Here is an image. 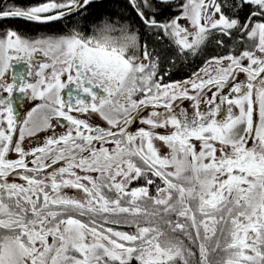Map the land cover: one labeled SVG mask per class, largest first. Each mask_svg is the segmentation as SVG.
I'll return each instance as SVG.
<instances>
[{
    "label": "snow or ice",
    "instance_id": "obj_1",
    "mask_svg": "<svg viewBox=\"0 0 264 264\" xmlns=\"http://www.w3.org/2000/svg\"><path fill=\"white\" fill-rule=\"evenodd\" d=\"M0 264H264V0L0 4Z\"/></svg>",
    "mask_w": 264,
    "mask_h": 264
},
{
    "label": "trees",
    "instance_id": "obj_2",
    "mask_svg": "<svg viewBox=\"0 0 264 264\" xmlns=\"http://www.w3.org/2000/svg\"><path fill=\"white\" fill-rule=\"evenodd\" d=\"M5 2V0H0V4H3ZM201 62L200 59L198 58H190V61L188 63V65L184 66L180 71L175 73L174 78L176 79H182L184 78L191 69H194L197 65H199Z\"/></svg>",
    "mask_w": 264,
    "mask_h": 264
},
{
    "label": "flooded vegetation",
    "instance_id": "obj_3",
    "mask_svg": "<svg viewBox=\"0 0 264 264\" xmlns=\"http://www.w3.org/2000/svg\"><path fill=\"white\" fill-rule=\"evenodd\" d=\"M8 77H9V78L11 77V72L8 73ZM185 103H187V102H185ZM31 106H32V103H28V104H26V106H25V108H24V111H27L28 108H30ZM93 119H96V117L93 116ZM58 130H60V129H58ZM39 135H40V136H43L44 133H40ZM27 144H28V141L25 143V146H27Z\"/></svg>",
    "mask_w": 264,
    "mask_h": 264
},
{
    "label": "rangeland",
    "instance_id": "obj_4",
    "mask_svg": "<svg viewBox=\"0 0 264 264\" xmlns=\"http://www.w3.org/2000/svg\"><path fill=\"white\" fill-rule=\"evenodd\" d=\"M97 119V118H96ZM27 142V139L25 140V143ZM76 195H79V193H76Z\"/></svg>",
    "mask_w": 264,
    "mask_h": 264
}]
</instances>
